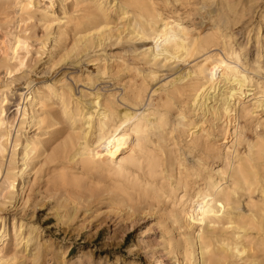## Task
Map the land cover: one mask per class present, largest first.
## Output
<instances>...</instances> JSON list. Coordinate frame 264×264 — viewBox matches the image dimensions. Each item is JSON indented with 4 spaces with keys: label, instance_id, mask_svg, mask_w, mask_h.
I'll list each match as a JSON object with an SVG mask.
<instances>
[{
    "label": "bare ground",
    "instance_id": "1",
    "mask_svg": "<svg viewBox=\"0 0 264 264\" xmlns=\"http://www.w3.org/2000/svg\"><path fill=\"white\" fill-rule=\"evenodd\" d=\"M42 2L9 0L0 12L13 7L21 24L45 29L52 70L114 46L134 55H105L88 78L127 75L122 92L77 97L64 78L26 75L27 92L13 94L15 82L0 77V264L39 263L50 241L37 216L49 205L69 226L105 203L131 220L126 231L139 212L159 214L173 264H264V38L258 28L253 58L236 47L240 1ZM30 48L27 36L6 34L5 77L26 67ZM13 95L21 102L11 116Z\"/></svg>",
    "mask_w": 264,
    "mask_h": 264
},
{
    "label": "rangeland",
    "instance_id": "2",
    "mask_svg": "<svg viewBox=\"0 0 264 264\" xmlns=\"http://www.w3.org/2000/svg\"><path fill=\"white\" fill-rule=\"evenodd\" d=\"M8 1L0 0V6ZM42 1L44 8L50 5V0ZM239 1V8L245 7V11L243 13V19L238 24L236 30H234L235 45L236 47L240 45L247 46L249 58H253L257 54L255 34L258 28L261 29V37L264 38V0ZM58 3L55 4V9L57 11V17L61 18L62 15H60ZM4 9H6V13L3 12ZM3 14H9L10 16L5 18ZM17 14V11L9 6H6L0 12V58L2 57L6 34L10 31L13 34L21 33L27 36L29 38V44L31 45L25 61L26 67L21 71L15 72L13 74L14 78L10 79L8 76L5 77V73L0 71V77L4 81L8 79L9 81L13 80L15 82L12 87L14 89L13 94L16 93V90L27 92L28 81L25 77L26 75L31 80H34L35 84L40 81L53 82L64 78L72 85L77 97L80 96L81 92L88 95L94 94L97 88L102 89V91L119 90L122 92V83L127 80V75L122 77L123 81L122 83L119 82L120 84L117 81L109 82L107 79H100L95 85H92L88 78L97 77L100 62L104 60L105 55L113 56V58L123 55L125 60L132 63L131 59L134 54L124 53L120 49V46H114L107 48L104 52H100L98 54L100 57L83 58L79 62H73V65H70L69 62H63L60 66L52 70L46 65L49 57L47 52L42 48V42L46 39L45 29L35 21L29 22L26 27L20 23L21 20ZM251 30L252 32H250ZM261 50L263 52L262 61L264 63V40L261 42ZM55 71L58 72L57 76H55V73L53 75L51 74ZM154 88H157V85ZM20 102L21 99L17 95L10 96V115ZM35 133V128L29 131L30 136ZM257 133L262 135L263 132L258 130L254 135L251 134L249 136L253 137ZM37 191L34 195L35 198L38 197ZM20 206L21 203L19 204ZM51 209L52 206L49 205L47 209L43 210L37 216L40 233L44 239L43 241H50L46 245L43 257L37 264H158L159 259L163 261V264H173L175 261L172 255H167L169 248H167V243H163L164 232L162 227L158 225L159 214L146 216L144 212H139L136 215L138 220L134 224L133 229L130 228L126 231L128 226H132L131 220L123 221L107 203L103 205L96 204L93 208V211L96 212L90 218L82 210L78 213L77 218L69 223V226L59 225L55 216L50 214ZM10 210L11 212L16 211L12 207H10ZM20 210L22 208L17 209L18 212ZM0 212L4 213L5 211L0 210ZM30 215L31 213L29 211L28 216L30 217ZM45 219L48 220L45 222ZM90 221L93 223L79 236L81 227L88 226ZM100 224H102L100 226L102 231L97 238H94L93 236L100 229H97ZM32 253L33 251H31ZM27 254H29V251Z\"/></svg>",
    "mask_w": 264,
    "mask_h": 264
}]
</instances>
